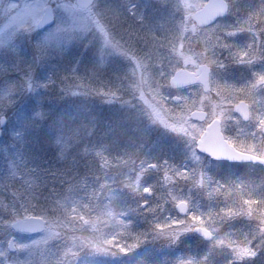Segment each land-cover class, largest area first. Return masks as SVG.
Masks as SVG:
<instances>
[{
    "label": "rangeland",
    "instance_id": "1",
    "mask_svg": "<svg viewBox=\"0 0 264 264\" xmlns=\"http://www.w3.org/2000/svg\"><path fill=\"white\" fill-rule=\"evenodd\" d=\"M54 1H57L53 8L56 13L55 25L38 30L36 25L44 13L43 9L47 4H52L53 0H0V119L1 116H6L5 126L0 125L3 134L0 137V167L4 168L2 180H0V207L3 205L7 208L10 207L11 216L8 218L7 226L14 219L28 215H40L48 221V228L42 233L36 235L15 233L17 248L15 253H11L7 249L11 232L0 235V264H6L8 261L16 264H166L161 261L165 259L155 258L147 254V251L154 246L145 245L146 233L134 232L129 220L120 218L117 212L115 214L113 212L115 209L113 203L117 201L116 195L119 194V188L114 182H110L109 178L105 181L107 183L100 182L99 170L101 171L102 167L107 177H114L112 170L113 166L117 165L116 160L119 156V154L116 155L117 152L111 155L109 151H103L104 147L101 151H89L95 155V162L98 167V171H95L96 166H88L87 162L90 158L87 156L88 151H75L74 160H77L75 169L80 170L82 166L84 171L83 166L85 164L90 171L96 172L92 179L94 181L89 180L88 182L92 185L96 184L98 188L93 192V195L105 192L111 197L110 199L105 198L107 204H103L101 207L103 211L99 210L96 214H88V211H84V203L73 200L68 212L70 218L72 217V223L62 219V215L54 212L53 200H50L46 193L42 195L40 184L45 177V168L40 172L41 179L39 180L35 179L34 175L28 173L27 170L18 168L22 163L21 151H23L25 158L27 157L25 152L27 146L26 149L24 148V144L28 143L26 134H30V137L33 136L34 141L40 142L42 137L37 133L41 127L51 130L50 122H53L54 106H59L60 109L63 107V103L53 102V99H59L63 95V91L53 95L50 92L51 86H42L40 89L41 84L36 82L38 79L37 76L33 75L34 72L30 63L33 60V62L38 63L40 74L50 70L48 76H53L52 72L58 70L59 74L66 75L70 80L73 77L74 82L76 81L77 84L85 87L83 81L98 82L99 77H96V74L102 65V60L86 53V48L94 47L98 51L106 48L109 49L110 53L115 52V55H125L128 50L130 52L126 56L129 58L127 60L132 61V67L137 68V73L135 72L137 75L136 86L140 90L137 97L142 104L149 106L152 115H157L155 111L161 107L151 104V101L164 100L166 96L171 97L175 93L170 92L166 84H160L161 73L158 74L160 76L158 80L155 78V74L158 73L156 70L161 65L162 60L169 59L171 67H174L173 70L182 61L194 64L197 62L196 60H199V55L196 52H183L182 48L193 50L198 48L196 44L198 43L201 49L208 50L211 45L207 40L206 45L202 44L205 36L210 35L208 30L195 27V32L191 31L194 23L191 12L197 10L205 0H95L94 5L86 9L79 8L74 0ZM228 1L231 3V13L227 19L236 24H225L229 26L228 30H231L232 38L224 39L220 43L221 48L226 50V54L222 60L215 55L214 62L226 63L229 71V61L237 59V65L232 71L230 80L218 76L219 79L214 81L211 92L207 94L210 97L212 94H216L213 98L217 100V106L222 105L221 101L224 102L223 105L230 103L229 105L232 106L241 97V99L249 100L256 106L250 123L243 126L240 124L248 129L244 131L246 133L240 135L237 132H230V134H232V138H235L234 142H237L238 146L257 150L250 152L264 157V140L260 136L264 125V37L261 38L259 34V37L255 38L256 32L264 33V0ZM123 4L129 5L126 8L129 10L124 12L125 17L119 15L122 10L120 5ZM109 5L108 10L116 9L115 12H110L107 19L106 16L109 12L106 10ZM135 5L140 9L133 11ZM147 11L156 19L154 21L155 26H150L153 30L147 25L152 20ZM163 12L164 14L166 12L167 16L162 15ZM178 12L179 14H177ZM168 16V25L169 28L172 27V32L171 34H164L163 26L158 27L157 24H161L160 20H166L164 17L168 19ZM242 23H244V27H236L237 24L241 25ZM217 24L223 26L224 23ZM217 24L214 27H218ZM70 28L76 29V31L71 36H67ZM253 34L254 37L251 38ZM27 35L32 36L33 40L30 39L32 42H27ZM141 36H143L142 39H140ZM158 46L164 47L165 57H161L163 54L161 56L153 54L154 49ZM170 49H175L174 52L177 54H173L174 56H182V58H174L169 52ZM119 62L115 59L111 68L115 69ZM258 62L262 63L261 68L258 70L252 68ZM83 65L92 66L91 70H88L90 76H86L87 69H82L84 68ZM245 68L248 69L244 70ZM237 73L239 74L236 79ZM169 75L172 74L166 73L165 78H169ZM62 78L65 79V76ZM120 78V88L127 86L128 78L123 75ZM236 82H241L243 86L237 87ZM94 83L96 84V82ZM245 86L248 87L246 89L255 90L247 92ZM27 88L31 91H25L26 94L21 95L20 91ZM260 88H262L261 96L260 92H257L260 91ZM98 92L101 90L97 87L96 94L99 96ZM68 104H70L69 101ZM7 105L15 106L8 108ZM79 107L80 116L78 118H84L70 120L72 125L78 128L73 127L72 131L79 133L82 137L86 136L87 142L88 140L92 141L89 147L94 148L98 146V131L92 129L90 120L93 117L95 120L96 116L90 117L89 112L84 111L86 109L83 106ZM95 107L92 108L96 109ZM88 109L90 110V108ZM227 110L222 113L225 123L239 124L237 117L232 114L229 115ZM90 113L93 111L90 110ZM47 114L51 115L49 120H47ZM60 122L64 123V121ZM68 128H70L69 122L65 124L63 130L66 131ZM102 140H106V138L103 137ZM102 144L104 145V142L99 143V145ZM12 145L13 149L11 148ZM69 145L70 142L68 146H65L68 148ZM116 151L122 150L117 149ZM125 151L131 150L125 149ZM127 153L130 154V152ZM78 159H83L84 163L81 164ZM213 167L217 168L218 166L213 165ZM23 173L24 177L17 181L18 175ZM66 173L65 171L60 174L66 175ZM72 173L74 175L71 179L80 177L73 170ZM227 173L229 177L223 180H227V186L235 192L225 202L211 203L210 197L221 191L219 181L215 179L213 182L209 178L210 171H197L196 169L193 172V178L190 180L193 184L192 188L193 190L205 191V196L199 198L200 201L195 198L187 201L190 205L188 216H177L173 208L168 212L171 213V217L164 215L159 218L158 226L163 227L162 229L166 234H173V236H166L167 240L161 246L164 251L167 247L172 246V252L168 253L169 256L174 253L170 256L172 263L205 264L206 259H209L210 264H264V232L250 241L248 236L251 232L242 231L239 223L234 222L228 228L229 230H225V225L222 223L226 218L231 217H234L233 219L236 221L237 219L248 221L247 214H250L249 216L255 220L256 224L262 220L259 230H264V217H262V215L264 216V169L256 163H249L239 166L233 165L227 169ZM10 176L15 178V188L11 189L9 187L11 184L5 183L6 178L8 179ZM81 177L82 183H85L86 178L82 175ZM71 182H75V180H71ZM166 183L168 184V181ZM138 184L141 185L139 182ZM3 186L9 188L8 197L14 198L21 195L20 197L23 198L11 199L12 202H6L2 198L5 193H3ZM237 187L239 188L237 189ZM78 191L81 196H83L82 193L87 192L86 189L82 190V188ZM50 196L53 197V195ZM99 198L100 196L97 199L99 200ZM181 198L182 195L177 193L169 200L170 204H176ZM55 200H60V198H55ZM120 204L125 210L131 206L129 201H120ZM134 204L138 205V203ZM74 205L79 209L74 208ZM254 212H257L261 217L260 221L257 216L252 215ZM77 213L82 216L81 219L75 216ZM241 213H244L245 217H237ZM144 214L145 217L149 216L146 211ZM220 215L221 221L216 225ZM6 221L5 218H1L3 224ZM76 224L86 225L87 231L85 233L73 232L71 227H75ZM61 225L64 232L57 231V227ZM186 225L190 228L194 225L205 226L214 231L216 235L214 234L213 239L209 242H203L201 237L198 238L194 249H191L192 252L186 253L180 247L182 242H186V237H189L180 230L182 227L186 229ZM178 231H180L179 234ZM162 253L161 257L164 256Z\"/></svg>",
    "mask_w": 264,
    "mask_h": 264
},
{
    "label": "flooded vegetation",
    "instance_id": "2",
    "mask_svg": "<svg viewBox=\"0 0 264 264\" xmlns=\"http://www.w3.org/2000/svg\"><path fill=\"white\" fill-rule=\"evenodd\" d=\"M182 50L186 52L184 48ZM207 53L205 56L207 61H202L203 58L198 57L199 60H196L197 62L194 64L182 61L179 65H181V68L197 74L202 73V65H207L209 69V89L205 90L204 85L201 83L186 84L179 88H171L169 86V91L175 92L171 97L166 96L164 100L151 101V104L161 107V109L155 111L157 115L149 114L143 118L144 125L141 122L136 124V128L145 131V137H150L148 142L143 147H141L143 142L140 145V142L137 143V146L130 149L131 151H117L116 155L118 156L119 154L116 160L117 165H114L112 170L114 177H107L102 167L101 171L99 170L100 182H105L109 178V181L114 182L119 188V194L117 193L118 200L131 203L128 212L133 220L137 217L135 211L137 206L134 203H140L142 207L152 208L153 210L162 208L161 211L171 217V213L169 214L168 212L173 207H171L169 200L177 193L182 195L181 200L191 201L195 198L200 201L199 198L205 196L206 192L193 190V184L190 181L196 169L197 171H210L209 178L213 182H215V179L219 181L221 191L210 197L213 203H223L231 197V194L235 191L230 189L227 186V180L223 179L229 177L228 168L233 165L239 166L243 164L214 158L199 148V141L204 138L203 135L206 134L214 120H219L223 135L230 145L243 152L257 151L238 146L239 144L234 142L235 138H232V134H230V132H237L241 135L244 128L242 126L248 125L250 120H243L246 122L244 123L241 117L234 112L233 105H229L230 103L223 105L224 102L221 101L222 105L217 106V100L213 98L216 94H212L211 97L207 94L211 92L214 81L219 79L218 76L226 77L230 80L232 71L237 65V59L229 61L228 64L231 65L229 71L226 63L220 64L219 62L221 61L214 62L216 58H214L215 54L212 51ZM222 83L224 84V82ZM236 84L238 87V82ZM196 110L204 114L193 117V112ZM226 110L229 115L232 114L237 117L239 124L236 123L234 125L232 123L230 125L228 122L225 123L222 113H225ZM250 111L251 113L254 112L251 107ZM127 152H130V154ZM101 164L103 165V163ZM213 165L218 167L214 168ZM208 166L211 170L207 169ZM230 177L232 176L230 175ZM169 180H171L170 183ZM167 181L168 184L166 183ZM174 206L176 208V205ZM227 220L226 218L222 221L225 227L228 226ZM218 223L219 221H217L216 225Z\"/></svg>",
    "mask_w": 264,
    "mask_h": 264
},
{
    "label": "trees",
    "instance_id": "3",
    "mask_svg": "<svg viewBox=\"0 0 264 264\" xmlns=\"http://www.w3.org/2000/svg\"><path fill=\"white\" fill-rule=\"evenodd\" d=\"M53 4H57V2L53 1ZM32 36L31 35H27V42H32ZM34 61V60H33ZM31 61L30 65L33 66H38L37 62H33ZM116 67L119 68H125L126 67V63L120 62L118 64H116ZM56 72H52L53 76H48L50 75V70L47 71L46 73H41V79L42 81L40 82V84L42 83V85H49L51 86V91L53 93V95L55 93H59L61 91H63V95L59 98V99H53V102L59 103H63V107L60 109L59 106L53 108V122H50L51 126V130H47L44 127H41L40 130L38 131V135H40L42 137L41 141H34V137H30V134H26L27 138H28V143L25 144L27 145V163L31 164H36L39 163L38 160H40V163L42 164L41 168H40V172L45 168V177L44 179L41 181V188H42V195H44V193L47 194L48 197H50V200H53V204L56 202L55 198L58 196H62V195H66L67 192H69L72 186V183H75L76 187L75 190H78V188H82L83 187V180L81 177V174L83 172L82 168L79 170L78 168L75 169V164H77V160H72V158L69 156V154L67 152V147L65 145L68 146V143L70 142V145L72 146V150L76 149L78 151H99L100 148V135L98 136V146L92 148L89 147L90 143L92 141L87 142V137L82 135L80 136L79 133L70 131L71 128H73L74 126L72 125V122H70V120L73 119V117L75 118V115H72L73 112H75L79 107V104H68V97L67 94L71 91L67 86L68 83L70 81L69 78H67L66 75H61L59 74L58 70H55ZM70 73H72L70 71ZM62 76H65V79L62 78ZM53 77V78H52ZM60 78V79H59ZM88 83H84V85L86 87H89V85H87ZM65 87H67L68 91H66ZM89 92H93V90L88 89ZM97 91V90H96ZM140 90L138 88H130L127 90H123L122 93H120L119 98L124 104H120V105H110V104H106L105 105V111L106 114L112 110L113 112L110 114L111 119H109L107 121V123H110L111 125L107 128V136H106V140L105 141V150L104 151H116L118 146H116V141L119 138V134L118 133H122V130H120L119 127H124V126H128V125H133L134 122H136V117H137V112H128V107H132L133 109H138L140 106L137 104H133V101H137L139 100V98L137 97V94ZM83 92V88L81 89V93ZM57 96V94H56ZM79 101L83 100L82 96L79 97ZM93 97H90L89 102H90V110L93 111V113H90L89 111V116H96L95 120L94 117L92 120H90V123H92V125H90L92 127V129L97 130L99 133V130L101 128V120L100 119V108L97 105L94 109L92 108V103H93ZM96 101V100H95ZM76 103V102H75ZM15 106V105H14ZM14 106H9L8 108H12ZM128 106V107H127ZM132 109V110H133ZM48 119H50L51 115L47 114ZM73 116V117H72ZM60 121H64V123L60 122ZM78 121V120H77ZM68 122L70 123V128H68L67 130H69V132H66L65 130V124H68ZM77 125V124H76ZM58 126L62 127L59 128ZM53 127V130H52ZM77 128V127H74ZM78 129V128H77ZM50 137V138H49ZM130 136H126L123 140H129ZM264 139V136H263ZM65 140V141H63ZM115 140V141H113ZM11 148L13 149V145L11 146ZM26 149V148H25ZM89 156H91L93 159L94 164H96V160H95V155H93L92 153L89 152ZM78 161L83 164V159H78ZM60 167H63L62 169ZM60 168V171H59ZM72 170L74 171V173H76V175L80 176V177H76L75 179H71L72 175H74L72 173ZM67 172L66 175L60 174L63 172ZM68 177H70V180H68ZM35 179H41L40 177L35 178ZM37 180V181H38ZM71 180H75V182H71ZM61 181V183H59ZM34 185H35V181H34ZM50 189V190H49ZM50 195H53V197H51ZM86 197V196H85ZM88 198V197H87ZM58 210L60 211V213H66L64 210H61L58 207ZM145 209H138V213L139 212H144ZM163 214V213H162ZM70 221V219L68 220ZM138 221L141 223V229H143L144 231H148L146 232V236L144 237V243L146 246H154L153 248L149 249L147 251V254H150L151 256L155 257V258H160V259H165V260H161L163 262H165L166 264H175L172 263L170 261V256H172V254H170V256L168 255V253H171L172 251H168V250H162L161 246H163V244H161L160 242L164 241L167 239L166 236H163L161 234H156L157 230H158V222L157 220L154 218L150 219L149 217H142L141 219L138 218ZM234 222L236 223H240L242 222V220H234ZM247 224L249 226H253L254 224H256L254 219H250L247 221ZM242 226V225H241ZM240 226V227H241ZM83 226H78V231L85 233L87 230L86 229H82ZM259 226L255 225L253 226V230L257 229V232L253 233L254 235H252L251 237H257L260 233H262L261 230L258 229ZM63 228V227H62ZM81 228V230H80ZM72 230H74V226L71 227ZM141 229L139 231H141ZM72 232V231H71ZM73 233V232H72ZM140 234V232H139ZM250 238V237H249ZM248 238V239H249ZM164 256H160L161 255ZM166 252V253H164ZM157 262V261H156ZM205 264H210L209 263V259H206V261L204 262Z\"/></svg>",
    "mask_w": 264,
    "mask_h": 264
},
{
    "label": "water",
    "instance_id": "4",
    "mask_svg": "<svg viewBox=\"0 0 264 264\" xmlns=\"http://www.w3.org/2000/svg\"><path fill=\"white\" fill-rule=\"evenodd\" d=\"M92 1L93 0H77V3L81 7H84L88 6ZM51 8V6H48L45 9L46 12L38 23V26L41 29L54 22L53 10ZM227 9L228 4L225 0H209L198 12H195L193 14V17L201 25H206V23L210 24L211 22H213L217 17L224 16L227 12ZM193 82H202L205 87L208 88V69L204 67L201 76H196L188 70L180 69L176 72L175 76L171 80V84L174 87ZM235 109L244 119H248L249 107L247 103L242 101L238 105H236ZM198 114L195 113L193 116H198ZM200 149L216 158H225L228 160L240 162H260L264 165V158L257 157L254 154L248 152L243 153V151H239L233 146L228 145V142L224 139L220 127L216 121L211 124L209 131L204 135V140L200 141ZM177 209H179V211L181 212H185V203H180ZM44 225L45 221L42 218L30 216V218L21 219L14 222L13 228L23 231L35 232L42 230L45 227ZM197 229L200 233L207 232L204 229ZM208 233L209 232H207L206 238H211V235ZM10 247H14L13 241L10 243Z\"/></svg>",
    "mask_w": 264,
    "mask_h": 264
}]
</instances>
